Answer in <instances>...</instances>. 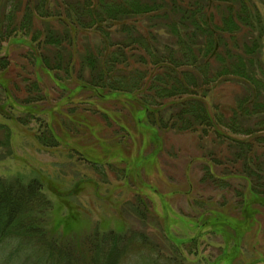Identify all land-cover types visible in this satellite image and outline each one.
<instances>
[{"label": "rangeland", "instance_id": "obj_1", "mask_svg": "<svg viewBox=\"0 0 264 264\" xmlns=\"http://www.w3.org/2000/svg\"><path fill=\"white\" fill-rule=\"evenodd\" d=\"M51 2L63 18L65 0ZM252 3L264 17V0ZM139 20L138 29L154 31L161 50L175 42L146 17ZM51 24L62 29L59 17ZM80 31L79 51L102 40ZM122 36L114 33L117 39ZM32 39L30 33H18L0 40V59L9 62L0 69V141H5L6 128L10 133L9 143H0V176L42 180L55 206L45 222L51 236L80 255L83 264L94 259L92 236L108 230L120 233L123 244L140 240L141 247L125 258L127 264L149 263L146 255L185 264H264V205L251 201V178L243 173L242 161L232 162L234 148L227 138H218L214 130L209 135L167 130L158 131V142L156 128L144 114L139 116L141 106L130 102L129 95L106 91L96 96L82 86L78 53L69 67L51 70L35 56V50L40 55L43 49L30 45ZM259 50L263 64L264 31ZM243 92L239 82H216L205 98L210 113L230 118V108ZM219 128L242 140L255 136ZM49 129L55 146L40 139ZM12 263L0 256V264Z\"/></svg>", "mask_w": 264, "mask_h": 264}, {"label": "trees", "instance_id": "obj_2", "mask_svg": "<svg viewBox=\"0 0 264 264\" xmlns=\"http://www.w3.org/2000/svg\"><path fill=\"white\" fill-rule=\"evenodd\" d=\"M84 1L82 5L79 0H65L62 18L52 9L51 0H0L4 9L0 40L32 34L30 45L43 49L40 55L35 50V56L51 70L63 64L69 67L73 53H78L82 86L96 96L106 91L129 95L130 102L141 106L139 116L144 114L145 122L156 128L158 142V131L167 130H202L204 135L214 130L218 138H227L234 148L232 162L242 161L243 173L251 178V201L264 205V149H257L264 145V136L259 135L264 131V63L259 53L264 17L256 4L252 0H96V5ZM58 17L61 30L51 24ZM145 17L175 42L161 50L154 31L138 29L139 19ZM80 28L87 35H99L101 42L79 51ZM115 32L123 36L117 39ZM8 66V60L1 58L0 69ZM258 70L261 79L254 74ZM229 80L242 84L244 92L230 108V118L214 117L205 98L216 82ZM218 126L231 134L255 136L242 140L224 134ZM5 133L0 143H9L7 128ZM47 133L40 139L50 146L55 138L50 129ZM54 207L40 178L25 182L0 176V256L5 254L12 264H83L80 255L49 234L45 222ZM97 236L91 238L94 259L88 264H127V255L141 247L140 240L123 244L125 238L113 230ZM162 258L146 255L149 263L142 259L145 264H185L181 259Z\"/></svg>", "mask_w": 264, "mask_h": 264}]
</instances>
